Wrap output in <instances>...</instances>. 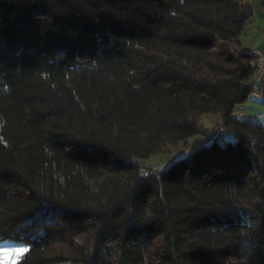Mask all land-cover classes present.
<instances>
[{"label":"trees","instance_id":"trees-1","mask_svg":"<svg viewBox=\"0 0 264 264\" xmlns=\"http://www.w3.org/2000/svg\"><path fill=\"white\" fill-rule=\"evenodd\" d=\"M248 5L0 0V242L28 247L17 264H264V127L234 109L256 82ZM199 135L162 173L138 162Z\"/></svg>","mask_w":264,"mask_h":264},{"label":"rangeland","instance_id":"rangeland-1","mask_svg":"<svg viewBox=\"0 0 264 264\" xmlns=\"http://www.w3.org/2000/svg\"><path fill=\"white\" fill-rule=\"evenodd\" d=\"M258 6H259L258 3H256V7ZM262 21L264 22V18H262ZM261 30L264 31V26L262 27ZM260 94H261V98L259 100V103L256 102V100H253L252 97L250 96L245 103L235 106L234 108L235 111L242 112L241 110L242 108L244 114L246 113V116L247 115L253 116L252 118H247V117L243 119L239 118L240 121H243L244 123H251L264 127V93L260 92V85H259L258 96ZM217 118L218 117L214 115L202 116L199 123L205 129L208 130L209 134H212L214 131H217L220 128V122L218 121ZM199 140H203V137L200 135L194 136L190 138L185 144L180 143L177 146H168L165 152L157 156H152L146 160H138V162L143 166L151 167L154 169H157L158 167L160 168L168 167L172 163L181 161L187 158L188 156H190L193 151V144ZM233 141H234L233 134L230 131L222 129L221 136L218 139V143L220 145H224L225 143L228 142L232 143ZM27 251H28V247L25 245L16 244L12 242H0V264H17Z\"/></svg>","mask_w":264,"mask_h":264},{"label":"crops","instance_id":"crops-1","mask_svg":"<svg viewBox=\"0 0 264 264\" xmlns=\"http://www.w3.org/2000/svg\"><path fill=\"white\" fill-rule=\"evenodd\" d=\"M256 3H258V7H256ZM248 7L249 11L252 13V16L247 21L243 33L240 36L241 48L245 52L256 51L259 54L264 55V31L261 30L264 26V22L262 21V18H264V0H249ZM258 88L259 84L255 82L254 89L258 90ZM250 96L253 100H256V102L259 103L261 94L259 96H254L251 94ZM241 110L242 112L235 111V115L240 119L253 117L252 115L246 116V113L244 114L242 108Z\"/></svg>","mask_w":264,"mask_h":264},{"label":"built area","instance_id":"built-area-1","mask_svg":"<svg viewBox=\"0 0 264 264\" xmlns=\"http://www.w3.org/2000/svg\"><path fill=\"white\" fill-rule=\"evenodd\" d=\"M260 56V66H257V68H260L261 70V77H260V82L258 83L260 85V89H264V55L259 54ZM255 93V92H254ZM218 136V130L214 131L212 133V137L209 143H211L216 137ZM160 169L157 168L153 171V173H159Z\"/></svg>","mask_w":264,"mask_h":264},{"label":"bare ground","instance_id":"bare-ground-1","mask_svg":"<svg viewBox=\"0 0 264 264\" xmlns=\"http://www.w3.org/2000/svg\"><path fill=\"white\" fill-rule=\"evenodd\" d=\"M254 54H257L256 52H254ZM259 56V55H258ZM257 66H260V56H259V58H258V65ZM260 77H261V70H260V68H257L256 69V73H255V80H256V82L257 83H259L260 82ZM255 92V93H254ZM260 92H263L264 93V89H260ZM251 94L252 95H254V96H258V90H253L252 92H251ZM220 129V128H219ZM219 129H218V133H219ZM212 137V136H211ZM218 137V136H217ZM216 137V138H217ZM160 169V171L159 172H163L164 170H162L161 168H159ZM155 170V169H154ZM153 170V171H154ZM145 174H147V172H145Z\"/></svg>","mask_w":264,"mask_h":264},{"label":"water","instance_id":"water-1","mask_svg":"<svg viewBox=\"0 0 264 264\" xmlns=\"http://www.w3.org/2000/svg\"><path fill=\"white\" fill-rule=\"evenodd\" d=\"M247 91H246V88H245V93H246Z\"/></svg>","mask_w":264,"mask_h":264}]
</instances>
